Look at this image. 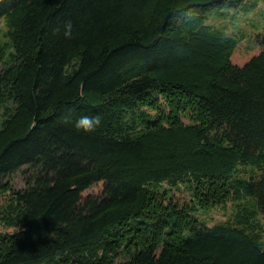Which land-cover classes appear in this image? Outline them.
Wrapping results in <instances>:
<instances>
[{
	"label": "trees",
	"instance_id": "1",
	"mask_svg": "<svg viewBox=\"0 0 264 264\" xmlns=\"http://www.w3.org/2000/svg\"><path fill=\"white\" fill-rule=\"evenodd\" d=\"M237 1L0 0L13 22L0 193L15 226L0 264H264L255 231L193 215L248 199L264 221V34L238 63L236 40L206 24ZM81 115L101 127L77 131ZM162 183H189L192 204Z\"/></svg>",
	"mask_w": 264,
	"mask_h": 264
},
{
	"label": "rangeland",
	"instance_id": "2",
	"mask_svg": "<svg viewBox=\"0 0 264 264\" xmlns=\"http://www.w3.org/2000/svg\"><path fill=\"white\" fill-rule=\"evenodd\" d=\"M207 25H211L226 37H233L237 44L233 51V60L243 63L252 55L259 51L258 37L264 34V0H240L232 6H224L208 15ZM13 22L12 17L0 18V48L5 56L10 51V33ZM5 117V108L0 106V123ZM249 173L248 168H241L239 175L244 176ZM251 173V172H250ZM13 189L25 187L26 176L19 171L11 176ZM159 192H166L170 198L178 200L180 203L190 202L193 199V188L189 183H179L175 186L169 183H162L155 186ZM100 190V185H95L87 192L96 194ZM9 193H0V233L8 234L15 231L14 213L8 209ZM248 199L230 200L224 205L214 206L207 210H197L193 215L207 227L220 223H230L239 225L248 230L255 231L259 236L260 243L264 246V221L255 211V208L248 204ZM192 204V203H191ZM245 207L254 210V216L244 220L247 223H239L241 211ZM244 208V209H243ZM55 264V263H54Z\"/></svg>",
	"mask_w": 264,
	"mask_h": 264
},
{
	"label": "clouds",
	"instance_id": "3",
	"mask_svg": "<svg viewBox=\"0 0 264 264\" xmlns=\"http://www.w3.org/2000/svg\"><path fill=\"white\" fill-rule=\"evenodd\" d=\"M66 31L64 33L65 37L71 38V21L65 22ZM102 121L99 115H81L75 122L74 127L77 131H82L84 133H94L101 127Z\"/></svg>",
	"mask_w": 264,
	"mask_h": 264
}]
</instances>
